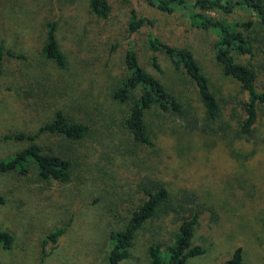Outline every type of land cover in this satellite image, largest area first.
I'll return each mask as SVG.
<instances>
[{"label": "rangeland", "instance_id": "rangeland-1", "mask_svg": "<svg viewBox=\"0 0 264 264\" xmlns=\"http://www.w3.org/2000/svg\"><path fill=\"white\" fill-rule=\"evenodd\" d=\"M55 2L0 0V44L13 53L5 56L0 77V158L27 145L25 140L4 139L3 135L33 133L58 108L100 133L74 144L61 136H39L44 149L58 152L68 145L76 149L70 153L72 172L67 182L40 179L31 162L27 176L0 172V194L5 200L0 204V229L15 238L13 247H0V264H109L110 232L123 229L134 205L143 198L137 184L145 177L159 180L173 198L182 190L193 191L205 205L191 241L205 251L190 257L187 264H219L236 247L242 250L241 264H264V104L257 107L258 120L248 137L188 130L155 106L144 116L152 145L132 143L121 127L127 104H118L110 96L124 76L123 46L114 41L103 44V37L86 31L83 16L88 0ZM141 5L147 14L157 16L153 8ZM57 6L62 8L60 16ZM123 12L119 10L113 25H120ZM201 12L228 25L256 17L242 5L230 13ZM170 19L160 36L173 45L192 48L221 101L222 119L236 131L244 116L239 100L245 94L215 59L216 35L197 31L198 20L187 15L176 13ZM49 20L58 22L56 33L68 60L66 70L40 53L43 25ZM147 32L144 29L136 36L145 48L140 54L144 68L167 90L184 93V100L188 95L196 98L188 78L174 69L168 57L158 54L160 72L151 67ZM234 56L242 61L239 54ZM258 83L263 89L262 78ZM32 94L38 95L39 107L31 108ZM95 119H99L96 125ZM114 132L116 142L122 141L120 151L106 147ZM163 212L137 231L129 257L120 264H151L147 248L153 241L161 250L167 248L179 222ZM56 228H63L57 242L43 244Z\"/></svg>", "mask_w": 264, "mask_h": 264}, {"label": "trees", "instance_id": "trees-1", "mask_svg": "<svg viewBox=\"0 0 264 264\" xmlns=\"http://www.w3.org/2000/svg\"><path fill=\"white\" fill-rule=\"evenodd\" d=\"M53 2L57 5L55 0ZM141 2L153 8L157 16L147 14ZM237 5L250 9L256 17L228 25L201 12L219 10L230 13ZM120 9L124 11L123 20L120 25L115 26L112 22ZM57 11L60 16L62 8L58 7ZM176 13L187 15L193 21L198 20L195 27L197 31L202 33L208 30L216 35L215 59L221 64L224 74L234 80L245 94V98L239 100L244 116L234 132L230 124L222 119L221 101L215 94L210 75L203 70L192 48L173 45L164 41L159 34L163 26L170 23V17ZM57 26V20L44 23V40L40 53L58 69L66 70L68 60L59 44ZM83 26L92 35L103 37V44L109 45L114 41L116 45H122L124 48V76L118 79L119 82L111 90L110 96L118 104H127V114L122 118L121 127L127 131L132 143L152 145L144 116L146 111L155 106L170 114L188 130L198 129L205 134L219 133L224 136L232 133L239 137H248L253 132L258 120L257 107L264 104V0H88ZM144 29L148 30L146 49L150 53L148 59L151 67L160 72L158 54L168 57L174 69L188 78L190 91L195 93L196 98L188 95L187 101L184 100V93L182 95L180 92L167 90L158 78L144 68L140 62V54L145 48L136 38ZM12 54L3 43L0 44V77L3 74L5 56H13ZM234 54H239L242 61L238 62ZM259 77L263 79V89L259 88ZM29 97L32 101L31 108L39 107L38 95L32 94ZM192 99H195L197 104H192ZM98 122L99 119H95L94 124ZM98 133V128L90 127L88 123L77 119L63 108H58L53 118L44 122L35 132L19 131L2 136L4 139L25 140L27 145L8 158H0V172H17L27 176L31 162L36 166L40 179L67 182L72 172L70 153H75L76 149L71 145H68V148L64 146L65 149L58 152L52 148L44 149L38 141L39 136H61L68 140L69 144H74L86 136L94 137ZM117 138V132L110 134L106 147L120 151L122 141L116 142ZM137 185L144 196L134 205L123 229L110 232L112 245L108 252L109 264H117L129 257V248L133 245L137 231L148 221L158 217L163 209L167 214H171L179 225L165 250H161L160 245L154 241L148 245L150 263L187 264L190 257L202 254L205 251L203 247L191 245L199 216L205 207L198 196L193 191L182 190L173 198L159 180L147 177L141 179ZM4 201L0 194V204ZM208 209L211 215H215L211 207ZM62 233L63 228L54 229L43 240V244H55ZM14 239L12 233L0 229V247L10 248ZM241 263L242 250L241 247H236L231 257L219 264Z\"/></svg>", "mask_w": 264, "mask_h": 264}, {"label": "crops", "instance_id": "crops-1", "mask_svg": "<svg viewBox=\"0 0 264 264\" xmlns=\"http://www.w3.org/2000/svg\"><path fill=\"white\" fill-rule=\"evenodd\" d=\"M13 245V244H12ZM11 247H13V246H11ZM10 247V248H11ZM2 249H8V248H4V247H1ZM120 262H122V261H119V263H117V264H120Z\"/></svg>", "mask_w": 264, "mask_h": 264}]
</instances>
